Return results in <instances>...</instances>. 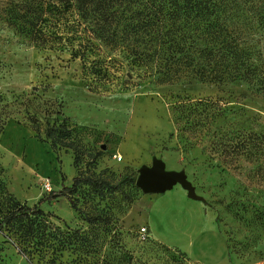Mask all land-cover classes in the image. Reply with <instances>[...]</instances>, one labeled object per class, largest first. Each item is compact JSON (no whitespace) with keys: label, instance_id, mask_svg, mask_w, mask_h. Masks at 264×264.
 Listing matches in <instances>:
<instances>
[{"label":"rangeland","instance_id":"374dc122","mask_svg":"<svg viewBox=\"0 0 264 264\" xmlns=\"http://www.w3.org/2000/svg\"><path fill=\"white\" fill-rule=\"evenodd\" d=\"M8 2L0 0V179L8 192L0 188V207L4 215L10 193L39 204L64 235L34 243L5 226L0 264H264V93L244 81L158 83L119 52L87 45L82 29L78 40L73 25L59 30L62 50L38 46L8 25ZM184 98L212 103L188 120L175 108ZM48 123L67 124L73 147L54 148ZM155 157L184 170L202 199L180 184L145 194L129 179L119 183ZM79 174L110 184L49 193ZM68 227L87 238L67 235Z\"/></svg>","mask_w":264,"mask_h":264},{"label":"trees","instance_id":"16d2710c","mask_svg":"<svg viewBox=\"0 0 264 264\" xmlns=\"http://www.w3.org/2000/svg\"><path fill=\"white\" fill-rule=\"evenodd\" d=\"M6 14L8 25L17 33L52 50H62L56 47L63 36L59 33L62 27L77 28L78 40L82 29L87 45L99 43L110 51V56L119 52L158 83H174L183 77L218 84L244 81L264 93V0H9ZM72 54L86 58L76 49ZM101 77L106 78L104 74ZM211 103L202 98H184L176 102L175 108L181 118L196 120L197 111L204 113ZM33 122L39 132L37 119ZM69 135L67 124L48 123L46 136L54 148L59 143L73 147L67 140ZM77 160L76 155L75 163ZM128 179L136 183L137 176L125 174L119 183ZM81 183L100 188L110 184L102 177L79 174L71 185L49 193L70 197ZM0 188L8 193L1 179ZM7 203L4 215L0 207V231L5 226L16 227L22 239L34 243L35 239L36 243H47L50 238L64 235L63 229L53 227L48 219L57 216L46 213L39 204L22 203L11 193ZM71 206L79 210L74 202ZM68 230L67 235L72 231L77 240L87 238L78 229Z\"/></svg>","mask_w":264,"mask_h":264},{"label":"water","instance_id":"95a60500","mask_svg":"<svg viewBox=\"0 0 264 264\" xmlns=\"http://www.w3.org/2000/svg\"><path fill=\"white\" fill-rule=\"evenodd\" d=\"M136 184L145 193H162L180 184L190 197L202 199L184 170H169L166 163L157 157L153 159L152 165L145 164L140 167Z\"/></svg>","mask_w":264,"mask_h":264},{"label":"built area","instance_id":"2783aa9c","mask_svg":"<svg viewBox=\"0 0 264 264\" xmlns=\"http://www.w3.org/2000/svg\"><path fill=\"white\" fill-rule=\"evenodd\" d=\"M114 157L117 159H122L121 154H114ZM43 186H44V189H46L47 191H50L52 188L51 180L49 178H46L43 182ZM146 234H147V227L145 226L141 227V231H140L141 238H145Z\"/></svg>","mask_w":264,"mask_h":264},{"label":"crops","instance_id":"0c3cea01","mask_svg":"<svg viewBox=\"0 0 264 264\" xmlns=\"http://www.w3.org/2000/svg\"><path fill=\"white\" fill-rule=\"evenodd\" d=\"M183 188V187H182ZM187 191V190H186ZM145 194H151V193H145Z\"/></svg>","mask_w":264,"mask_h":264}]
</instances>
